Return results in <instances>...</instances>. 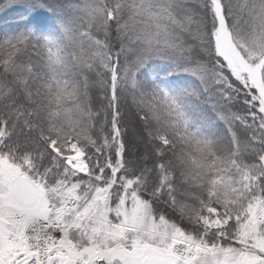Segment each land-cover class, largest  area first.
<instances>
[{
	"label": "snow or ice",
	"instance_id": "6c2138e0",
	"mask_svg": "<svg viewBox=\"0 0 264 264\" xmlns=\"http://www.w3.org/2000/svg\"><path fill=\"white\" fill-rule=\"evenodd\" d=\"M0 264H264V0H0Z\"/></svg>",
	"mask_w": 264,
	"mask_h": 264
}]
</instances>
